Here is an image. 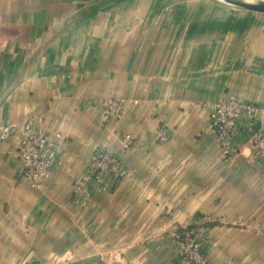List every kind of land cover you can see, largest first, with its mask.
I'll return each mask as SVG.
<instances>
[{"label":"crops","instance_id":"crops-1","mask_svg":"<svg viewBox=\"0 0 264 264\" xmlns=\"http://www.w3.org/2000/svg\"><path fill=\"white\" fill-rule=\"evenodd\" d=\"M177 1L0 0V125L18 127L0 141V264H180L173 234L187 228L207 264H264V155L243 132L225 162L197 107L231 97L264 108V63L221 50L220 7ZM108 96L125 105L115 132L101 117ZM27 117L64 142L40 187L17 158ZM100 147L128 176L90 186L83 207L72 183Z\"/></svg>","mask_w":264,"mask_h":264},{"label":"built area","instance_id":"built-area-1","mask_svg":"<svg viewBox=\"0 0 264 264\" xmlns=\"http://www.w3.org/2000/svg\"><path fill=\"white\" fill-rule=\"evenodd\" d=\"M102 122L110 132H115L119 124L124 101L108 96L101 100ZM208 112V123L213 130L221 156L225 162H231L241 152L240 135L250 134L251 149L264 155V128L258 126V118L264 108L238 98H221L205 101L197 105ZM18 127L12 123L0 125V141H6L16 134ZM23 137L18 144L17 158L20 164V174L31 187H40L60 165V153L63 140L59 134L46 132L41 125L35 124L34 117H27L22 124ZM157 141H169L171 132L161 124L155 132ZM133 139L129 135L122 137L120 148L122 152L131 151ZM128 176L121 157L110 149L100 147L95 149L90 157L84 173L72 183V192L76 203L86 206L90 202L88 190L90 186L98 190L106 188L107 180L120 183ZM176 257L180 264H207L204 242L201 233L196 229H183L173 234Z\"/></svg>","mask_w":264,"mask_h":264},{"label":"rangeland","instance_id":"rangeland-1","mask_svg":"<svg viewBox=\"0 0 264 264\" xmlns=\"http://www.w3.org/2000/svg\"><path fill=\"white\" fill-rule=\"evenodd\" d=\"M188 1L190 2L191 0H178L177 4H184ZM193 1V5L197 7H200L201 3H203L206 11L213 8L217 10V7L221 8H219V11L224 18L218 22L221 25H226L225 39L231 40L221 47V50L224 49L223 52L227 56H232V52H236V54L241 53L244 59H255L253 60L256 61L254 63H264V13L244 10L222 0ZM216 21V18L211 17L209 24L214 25L217 23ZM228 60H231V58ZM226 64L229 65L230 62L226 61Z\"/></svg>","mask_w":264,"mask_h":264},{"label":"water","instance_id":"water-1","mask_svg":"<svg viewBox=\"0 0 264 264\" xmlns=\"http://www.w3.org/2000/svg\"><path fill=\"white\" fill-rule=\"evenodd\" d=\"M233 6L240 7L244 10L253 11L257 13H264V1H257L255 3H245L240 0H222Z\"/></svg>","mask_w":264,"mask_h":264},{"label":"bare ground","instance_id":"bare-ground-1","mask_svg":"<svg viewBox=\"0 0 264 264\" xmlns=\"http://www.w3.org/2000/svg\"><path fill=\"white\" fill-rule=\"evenodd\" d=\"M240 1H243L245 3H255L257 1H264V0H240Z\"/></svg>","mask_w":264,"mask_h":264}]
</instances>
